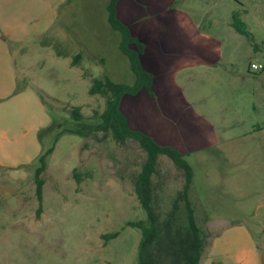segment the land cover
Wrapping results in <instances>:
<instances>
[{"label": "rangeland", "instance_id": "rangeland-1", "mask_svg": "<svg viewBox=\"0 0 264 264\" xmlns=\"http://www.w3.org/2000/svg\"><path fill=\"white\" fill-rule=\"evenodd\" d=\"M18 1L0 0V4ZM48 1L24 16L29 23L20 25L9 41L19 65L27 64L28 75L19 84L38 94V119L44 129L37 145L19 146L16 160L0 161V264H138L142 233L129 223L148 221L134 183L146 153L134 140L121 144L111 136L102 139V133L98 137L75 133H85L82 124L99 122L106 107V96L90 94L92 80L126 72L115 55L105 63L86 60L82 67L89 77L82 75L80 66H72L79 17L60 18V25L46 33L40 22L48 12ZM216 2L214 9L221 11L220 27L225 31L211 27L205 16L191 19L193 25L202 23L225 39V49L213 51L214 67L177 59L165 71L181 74L156 81L154 97L142 90L136 100L127 98L123 109L143 114L137 116L141 123L154 106L144 130L161 143L181 148L195 168L191 202L197 223L209 234L201 264L239 263L230 253L250 245L242 239L244 230L229 229L234 221L250 229L264 264V0ZM235 11L241 12L253 41L233 27L230 34L226 30L225 23L233 21ZM253 62L263 68H250ZM129 71L122 77L127 84L134 80ZM163 101L170 106L167 113L159 108ZM75 106L81 107V121L73 118ZM136 121L132 119V126H139ZM41 155L45 164L38 175L44 181L40 200L36 171L42 165ZM160 159L166 176L160 194L170 210L183 188V171L168 156ZM113 233L118 235L103 237ZM247 261L254 264L250 256Z\"/></svg>", "mask_w": 264, "mask_h": 264}, {"label": "crops", "instance_id": "crops-1", "mask_svg": "<svg viewBox=\"0 0 264 264\" xmlns=\"http://www.w3.org/2000/svg\"><path fill=\"white\" fill-rule=\"evenodd\" d=\"M41 1L45 0H19V3L16 4L11 2H8L7 5L4 3L0 4V161H3V163L16 160L17 155L20 154L17 151V147L20 146L21 148L24 144L28 145L32 142L37 145L39 133L43 128L38 119L40 105L38 94L30 86L22 88L19 84L21 82L20 78L28 75L27 64L22 63V66L19 65L16 55H13L9 44V41L14 38L13 35L19 30V26L29 23L24 16L26 15V18H28ZM109 1L49 0L47 2L49 6L46 10L48 12H46L45 17L40 22L43 23L47 33L60 25V18L67 19V17L71 18L75 14L78 15L79 27L77 34L79 36L75 41L76 48H74L76 53L73 54L74 52H71L73 59L71 58L69 62L72 66H80L83 76H91L82 67L86 60L93 64L105 63L108 56L112 58L113 55L117 56L119 67L122 66L124 68L123 70L126 73L123 72V75H127V72L129 73V70H131L128 57L118 51L120 49L121 35L116 33L118 31L114 30L108 21L107 6ZM216 3H218L216 0H119L117 6L119 18L127 23L134 36L145 44L141 60L145 69L154 75L153 89L156 81L163 82L165 80L164 76L167 75L171 79L182 73L170 72L166 74L167 71L165 70H169L170 67L168 65L176 62L177 59L178 61L184 59L189 64H200L205 67H209L208 64L212 63V67H214L215 61L211 59L214 57L213 51L225 49V39L222 40L220 36H214V30L202 25V23L201 25H193L191 19L197 16H202V18L205 16V21L208 20L207 23L211 27H219L218 31H225L224 26L222 29L220 27L224 17L220 18L218 15H220L219 12L221 11L214 9ZM235 13L241 15L240 11H235L233 15ZM152 22H156V24L151 25L153 24ZM244 22L247 23L245 20ZM225 24L226 30L230 34V30L233 27L232 21L228 20ZM48 45L51 46V44ZM257 49L260 50V47H257ZM172 50L181 52L174 55ZM57 55L63 56L60 53H57ZM77 55L78 57L75 58ZM66 57L69 58L70 54L66 55ZM74 58L77 59L75 65L73 64ZM231 59L229 58L230 61ZM196 71L199 73V68ZM110 75L105 76L110 77L115 82H123V75L120 73ZM133 75L129 74L130 77ZM133 79H135V76ZM142 92L141 90L137 95L124 96L121 108L127 115L132 128L144 130L146 122L153 115L152 108L154 106H150L151 111H149L148 116L141 117V123L138 122L139 118L137 116H143V114L139 112H134V114L123 109V104L127 98L136 100ZM154 92L157 95L155 89ZM158 97L156 98L158 99ZM6 102L8 103L6 104ZM3 103L5 105H1ZM159 106V108H162L163 113H167L166 111L170 110V106L165 101L161 102ZM157 113H159V110ZM132 119L137 120L136 122L139 123V126H132ZM258 129L263 130V128ZM151 135L155 138L153 134ZM161 144L174 145L170 142ZM179 149L185 155L184 151L181 148ZM193 170V184H195L196 172L194 167ZM229 225H231L229 227L230 230L237 228L244 230L242 239L250 245V248L244 249L240 253L232 251L230 256L238 258V264H248V256H250L254 264H262L259 252L254 245V235L246 227V224L234 221L229 222ZM218 240H215L213 247H217ZM208 264L211 263L209 262Z\"/></svg>", "mask_w": 264, "mask_h": 264}, {"label": "trees", "instance_id": "trees-1", "mask_svg": "<svg viewBox=\"0 0 264 264\" xmlns=\"http://www.w3.org/2000/svg\"><path fill=\"white\" fill-rule=\"evenodd\" d=\"M119 0H110L107 6L108 21L111 27L121 35L120 50L129 61L135 79L132 83L115 82L110 77L94 78L89 89L90 94L106 96V107L99 113L100 121L92 126L82 124L84 131H75L79 135H95L102 133V139L111 136L116 142L126 144L134 140L146 153L141 168L134 175V183L138 200L145 209L148 221L139 220L129 223L141 229V240L138 245V264H201L206 254L208 233L196 221L191 198L193 193L194 170L184 154L172 145L159 143L151 134L142 129L130 126L127 115L121 108L126 95H137L145 89L153 97L155 95L154 75L142 64L141 55L145 44L132 33L127 23L117 13ZM232 25L235 30L254 40L247 24L239 13L233 16ZM78 55L75 57L77 58ZM74 58L75 65L77 59ZM73 118L81 121L84 115L80 106L72 109ZM262 128V127H261ZM41 132V131H40ZM101 140V138H100ZM53 149L46 152L49 155ZM166 155L173 160L183 172L184 184L174 197L172 207L166 210L160 192L165 184V173L162 171L160 156ZM42 165L37 168V193L42 199L43 180L38 175L44 169L45 157L41 155ZM80 179V175L77 174ZM40 206L37 213L40 214ZM208 218V217H207ZM118 234H106L104 238H113Z\"/></svg>", "mask_w": 264, "mask_h": 264}, {"label": "built area", "instance_id": "built-area-1", "mask_svg": "<svg viewBox=\"0 0 264 264\" xmlns=\"http://www.w3.org/2000/svg\"><path fill=\"white\" fill-rule=\"evenodd\" d=\"M250 68L252 67L253 69H262L263 68V65L262 64H258L256 62H253L250 64L249 66Z\"/></svg>", "mask_w": 264, "mask_h": 264}]
</instances>
